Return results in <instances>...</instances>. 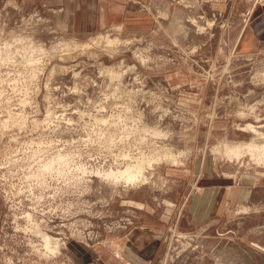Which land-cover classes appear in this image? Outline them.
<instances>
[{
	"label": "rangeland",
	"instance_id": "obj_1",
	"mask_svg": "<svg viewBox=\"0 0 264 264\" xmlns=\"http://www.w3.org/2000/svg\"><path fill=\"white\" fill-rule=\"evenodd\" d=\"M249 124L264 0H0V264H264Z\"/></svg>",
	"mask_w": 264,
	"mask_h": 264
},
{
	"label": "crops",
	"instance_id": "obj_2",
	"mask_svg": "<svg viewBox=\"0 0 264 264\" xmlns=\"http://www.w3.org/2000/svg\"><path fill=\"white\" fill-rule=\"evenodd\" d=\"M86 2V1H85ZM87 3V2H86ZM90 7V6H89ZM256 189V190H255ZM261 190H264V187L263 188H260ZM255 190V194H257L256 192H258L259 190V187H253L251 186L249 189H240V190H237L236 191V194L233 193L232 191H230V194L228 192V195H226V200H227V205L231 202H233V198L237 199L236 202L240 205H242V207L244 206L246 208V212H264V201L263 202H257V203H254V202H251L252 201V192ZM203 194H208L209 196L206 198L205 197V200L208 201L206 204H207V208L202 211L201 207L199 208V206L202 204V201L201 199L204 198L202 197L201 195ZM210 192L206 191V192H200L198 194V196L196 197L195 199V204H193V214L196 216L197 219L200 218V220H203L204 218L206 217H209V216H212V211H214V208H215V204H216V198H212L210 196ZM240 194V195H238ZM235 202V201H234ZM170 204V203H169ZM230 207V205H229ZM166 211L168 212L169 209H166ZM210 211V212H209ZM202 212H205L204 214ZM209 212V213H208ZM264 215V214H263ZM164 217H166L164 215ZM244 217V215H243ZM242 217V219H243ZM259 222H258V225H256L257 227L259 226L260 228H262V232L264 234V221L263 219H261V213H259ZM201 224V223H200ZM138 232V231H137ZM138 235L140 236L141 233L138 232ZM145 237L142 239V241H147V239H150L149 238V235L148 233L147 234H144ZM140 242V243H139ZM257 244H254L252 243L251 245H247L246 248L250 249L253 253L257 254L258 251H260L259 253H263L264 255V240H258V241H255ZM138 244H141V241L138 240ZM144 247L146 246L145 248V255L147 258H150L155 250L157 249L156 247V242H152V241H148L146 243H144ZM234 248V250L239 246L238 243H236L235 241H232L231 244ZM135 245H133L134 247ZM240 247V246H239ZM139 249V248H138ZM143 251V250H142Z\"/></svg>",
	"mask_w": 264,
	"mask_h": 264
},
{
	"label": "bare ground",
	"instance_id": "obj_3",
	"mask_svg": "<svg viewBox=\"0 0 264 264\" xmlns=\"http://www.w3.org/2000/svg\"><path fill=\"white\" fill-rule=\"evenodd\" d=\"M247 126H245L246 128ZM248 127L251 128V131H253L254 133L258 134L257 137L255 138H258L257 140H255L253 143L251 144H247V145H241V146H236L234 148H231L229 146H227V150H231L233 152H235L236 154H240L241 151H244L246 152L249 151L251 156H253L255 159H257L256 161H258L259 163H262L264 164V144H259L257 142H263L264 141V135L262 134V132L260 130H258L256 127H253L251 124L248 125ZM248 130V129H247ZM233 147V145H232ZM231 148V149H230ZM248 152V153H249ZM258 163V164H259ZM138 167V166H137ZM141 168V167H140ZM136 170V166L135 167H131V168H128L124 171V174H125V177L126 178H129V177H135V174L134 173ZM139 171H137V174ZM110 177H113V178H118V175L117 174H114V173H108ZM143 174V173H142ZM144 178L146 179L147 177L144 176ZM138 181V180H137ZM143 181V180H142ZM136 182V181H135ZM46 238H48L47 236H45ZM56 246V245H55ZM57 247V246H56Z\"/></svg>",
	"mask_w": 264,
	"mask_h": 264
}]
</instances>
